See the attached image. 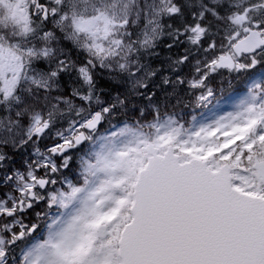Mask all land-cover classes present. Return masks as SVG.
Instances as JSON below:
<instances>
[{"label": "snow or ice", "instance_id": "obj_1", "mask_svg": "<svg viewBox=\"0 0 264 264\" xmlns=\"http://www.w3.org/2000/svg\"><path fill=\"white\" fill-rule=\"evenodd\" d=\"M0 264H264V0H0Z\"/></svg>", "mask_w": 264, "mask_h": 264}, {"label": "trees", "instance_id": "obj_2", "mask_svg": "<svg viewBox=\"0 0 264 264\" xmlns=\"http://www.w3.org/2000/svg\"><path fill=\"white\" fill-rule=\"evenodd\" d=\"M215 87V85H214ZM244 87L239 81L233 80L232 81V86L229 87L228 85H224L222 88L217 87L216 88V96L215 99L212 101L211 104L208 105L207 108H205V112L209 110L217 101H220L222 99L234 97L237 95L239 92H241V89ZM204 108V107H201ZM201 108H194L193 106H190L186 109L178 110L181 113L182 121L184 122L185 125H188V122L192 124L191 117L195 114H198ZM188 121V122H187ZM186 127V126H185ZM76 167L73 166L71 169L67 170V174H72L74 171H76Z\"/></svg>", "mask_w": 264, "mask_h": 264}, {"label": "rangeland", "instance_id": "obj_3", "mask_svg": "<svg viewBox=\"0 0 264 264\" xmlns=\"http://www.w3.org/2000/svg\"><path fill=\"white\" fill-rule=\"evenodd\" d=\"M244 95V92L235 95L234 98H227L223 102H215V104L205 112V108H201L198 114H195L198 121H210L212 119L218 118L219 116L225 115L229 112L235 111V104L238 102V100ZM188 122V121H187ZM182 123H184L182 121ZM191 124L188 122V125H185L186 127H189Z\"/></svg>", "mask_w": 264, "mask_h": 264}]
</instances>
